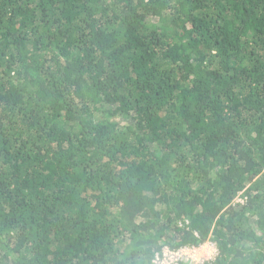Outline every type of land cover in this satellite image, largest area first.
I'll return each mask as SVG.
<instances>
[{"label":"trees","instance_id":"obj_1","mask_svg":"<svg viewBox=\"0 0 264 264\" xmlns=\"http://www.w3.org/2000/svg\"><path fill=\"white\" fill-rule=\"evenodd\" d=\"M207 239L264 264V0H0V264Z\"/></svg>","mask_w":264,"mask_h":264},{"label":"built area","instance_id":"obj_2","mask_svg":"<svg viewBox=\"0 0 264 264\" xmlns=\"http://www.w3.org/2000/svg\"><path fill=\"white\" fill-rule=\"evenodd\" d=\"M216 254L217 247L213 241L207 239L197 245L178 248L164 246L162 251L155 255L152 264H203L213 260Z\"/></svg>","mask_w":264,"mask_h":264},{"label":"rangeland","instance_id":"obj_3","mask_svg":"<svg viewBox=\"0 0 264 264\" xmlns=\"http://www.w3.org/2000/svg\"><path fill=\"white\" fill-rule=\"evenodd\" d=\"M236 200L239 201V200H242V198H241V197H237ZM202 249H203V248H202Z\"/></svg>","mask_w":264,"mask_h":264}]
</instances>
